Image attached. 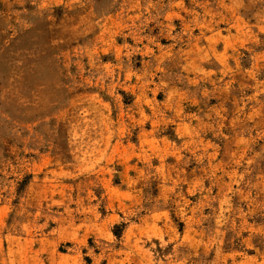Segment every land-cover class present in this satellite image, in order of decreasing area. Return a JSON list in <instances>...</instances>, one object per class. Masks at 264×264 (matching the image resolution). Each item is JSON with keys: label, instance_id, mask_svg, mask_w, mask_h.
Returning <instances> with one entry per match:
<instances>
[{"label": "rangeland", "instance_id": "rangeland-1", "mask_svg": "<svg viewBox=\"0 0 264 264\" xmlns=\"http://www.w3.org/2000/svg\"><path fill=\"white\" fill-rule=\"evenodd\" d=\"M0 264H264V0H0Z\"/></svg>", "mask_w": 264, "mask_h": 264}]
</instances>
